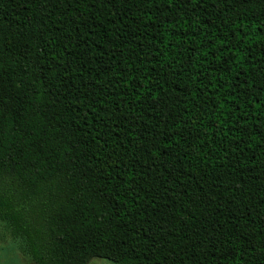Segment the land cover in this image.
Returning <instances> with one entry per match:
<instances>
[{"label":"trees","instance_id":"1","mask_svg":"<svg viewBox=\"0 0 264 264\" xmlns=\"http://www.w3.org/2000/svg\"><path fill=\"white\" fill-rule=\"evenodd\" d=\"M0 222L34 264H264V0H0Z\"/></svg>","mask_w":264,"mask_h":264},{"label":"rangeland","instance_id":"2","mask_svg":"<svg viewBox=\"0 0 264 264\" xmlns=\"http://www.w3.org/2000/svg\"><path fill=\"white\" fill-rule=\"evenodd\" d=\"M0 264H34L23 252L22 242L14 239L7 226L0 222ZM88 264H113L103 259H92Z\"/></svg>","mask_w":264,"mask_h":264}]
</instances>
